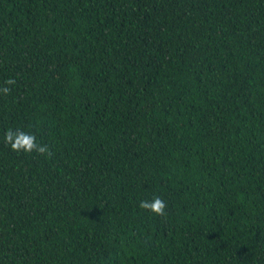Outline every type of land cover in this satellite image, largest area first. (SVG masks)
<instances>
[{
	"label": "trees",
	"instance_id": "obj_1",
	"mask_svg": "<svg viewBox=\"0 0 264 264\" xmlns=\"http://www.w3.org/2000/svg\"><path fill=\"white\" fill-rule=\"evenodd\" d=\"M3 87L0 264H264V0H0Z\"/></svg>",
	"mask_w": 264,
	"mask_h": 264
},
{
	"label": "clouds",
	"instance_id": "obj_2",
	"mask_svg": "<svg viewBox=\"0 0 264 264\" xmlns=\"http://www.w3.org/2000/svg\"><path fill=\"white\" fill-rule=\"evenodd\" d=\"M5 84L14 85L15 80L9 79L5 82ZM10 91L11 89L9 87L0 88V92L4 94H8ZM4 140L6 144H9L11 146V149L13 151H24L27 153L35 151L40 154H51L46 145H40L36 142L35 135L20 129H17L15 131L9 129L5 134ZM139 207L149 210L160 216L165 215L166 204L159 196L153 197L151 201H141Z\"/></svg>",
	"mask_w": 264,
	"mask_h": 264
}]
</instances>
